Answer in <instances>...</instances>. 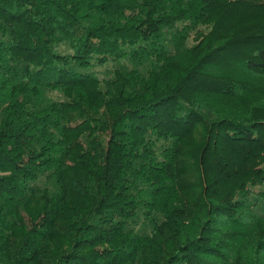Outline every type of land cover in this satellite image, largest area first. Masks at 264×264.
<instances>
[{
    "label": "trees",
    "instance_id": "1",
    "mask_svg": "<svg viewBox=\"0 0 264 264\" xmlns=\"http://www.w3.org/2000/svg\"><path fill=\"white\" fill-rule=\"evenodd\" d=\"M262 185L264 0H0V264H264Z\"/></svg>",
    "mask_w": 264,
    "mask_h": 264
},
{
    "label": "rangeland",
    "instance_id": "2",
    "mask_svg": "<svg viewBox=\"0 0 264 264\" xmlns=\"http://www.w3.org/2000/svg\"><path fill=\"white\" fill-rule=\"evenodd\" d=\"M192 44H194V42H193L192 39H191V40L189 41V45H192ZM64 50H66L65 47L61 48L60 51H64ZM112 66H113V65H108L107 68H100V67H99V68L96 69V71H97V73L100 75V77L102 78L104 72H105L107 69H111ZM40 185H41V184H40ZM256 190H257L258 192H260V193H264V185L257 187ZM252 201H255V199L252 198ZM262 208L264 209V200L260 203V206H258V207L256 208V210H257V211H260Z\"/></svg>",
    "mask_w": 264,
    "mask_h": 264
}]
</instances>
